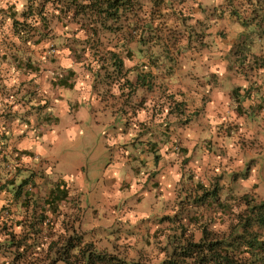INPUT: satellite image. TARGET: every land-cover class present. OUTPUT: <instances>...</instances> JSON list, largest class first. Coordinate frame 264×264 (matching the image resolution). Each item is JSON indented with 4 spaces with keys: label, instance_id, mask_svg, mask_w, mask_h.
Wrapping results in <instances>:
<instances>
[{
    "label": "rangeland",
    "instance_id": "obj_1",
    "mask_svg": "<svg viewBox=\"0 0 264 264\" xmlns=\"http://www.w3.org/2000/svg\"><path fill=\"white\" fill-rule=\"evenodd\" d=\"M222 3L223 1L220 0H139L137 4L135 3L136 7L138 4L142 6L138 13L139 20L150 24V27L144 26L142 35L144 53L140 55L136 51L142 29L140 27L134 30L131 25L133 14L128 10L125 15L127 21H121V25L116 26L117 29L121 26V30L116 35L101 34L102 45L93 53L89 50L94 46L89 49L87 44L72 41L74 36L78 40L84 36L83 31L74 33L78 26L63 28L55 25L51 37L44 39L38 45H24L13 38L12 34H8L9 22L5 24L0 22V140L35 139L42 133H47L48 129L42 126L43 123L57 120L52 111H46L48 107H52V97L57 96L52 86H55L56 79L66 75L68 70L73 72L69 79L74 86L79 85L82 90L83 88L87 91L91 90L90 101L91 97H94L96 101L99 100L101 106H109L113 114H117L114 124L118 125L121 131L114 133L113 136L116 138L124 135V127L127 131L132 129L130 136L135 140H154V136L157 140L169 142L173 133H178L174 141L177 147L173 152L174 159L172 156L164 161L161 176H157L156 173L151 174L147 177L148 186L135 193L130 192L129 186H126L125 171L112 176L111 172L115 168L110 173L105 169L106 165L110 166L108 151L103 146V138L107 130L89 117L79 128L70 127L67 139L73 140L72 149L67 154L50 151L49 156L53 155L57 160L54 164L48 160L47 154L41 158L44 162L42 166L46 169L43 171L51 173L56 179H65L70 186L67 201L61 202L59 213L50 217L53 231L47 232V229H44V234L47 232L53 240H58L60 247L63 246L64 240L66 242L70 240L80 250H92V248L101 250L110 246L114 239L120 250L122 244L133 246L128 257H125L126 264H159L165 255L171 253L172 241L168 238H172V235H183V240H188L192 236L195 240L201 237V231L193 230L191 227L183 231V234L174 233L176 222L163 221V218L176 217L185 222L188 218L199 216L201 222L204 224L208 222L207 229L210 232L222 233L228 230L230 218H220L215 213V205L210 204L208 208L206 205L199 206L193 203V196L196 193L195 184L204 185L206 190L221 186L222 191L218 193L219 200H225L228 196L237 198L242 194L251 193L257 196L259 201H264L263 179L261 181L260 178L259 180L257 177L254 178L259 184L256 185L259 188L258 192L255 186L251 191L250 186L247 187L242 183L244 182L242 175L252 172V169L249 171L246 169L252 165L251 162H248L240 176H226L223 172L231 171L235 168V164L232 160L229 163L218 160L217 155L220 157L219 155L222 154L219 153L220 149L203 154L201 148V152L193 162L192 157L182 158L180 154L176 155L178 148L179 153L184 149L182 138L185 128L190 127V121L201 108L195 106L194 94H200V88L205 85L200 80V75L193 73L205 71L215 75L218 72L210 68V70H197L196 64L203 61L211 62L212 69H216L220 64L217 62L226 58L230 46L236 51L238 40L236 41L235 37L239 24L228 17V14L219 16L213 13V9ZM11 4L21 12L25 1L0 0V8L5 9ZM70 25L68 23V26ZM123 44H126L127 49L134 48L132 51L141 58L136 59L132 57L134 55L127 57L123 54L121 47ZM83 45L87 47L85 60L76 63L70 55V50L79 52ZM259 46L264 48V41H255L252 44L255 52L259 51ZM96 50L103 53L104 50L118 52L124 63L121 73L117 74L110 68L98 71L103 56L101 53L95 56ZM8 52L16 53L18 59L2 56ZM104 56V59L108 58ZM27 58L31 60L35 70L26 69L24 62ZM136 61L142 65L139 69L140 74L155 78L149 88H137L135 83L137 73L132 71ZM216 78V76L212 77L205 84L213 87ZM127 80L132 82V87L125 83ZM57 131L49 134L50 140L56 139ZM60 133L62 135V132ZM67 133L66 131L63 135ZM229 157L233 158L232 155ZM219 161L220 166H217ZM7 162V166L12 164L10 161ZM174 164L177 169L174 171L172 167L173 173H170V167L175 166ZM200 164L202 166L196 169L195 166ZM106 172L107 174H104ZM79 178L83 180L82 186L79 184ZM21 180L22 178L18 179L17 184H20ZM109 185L113 186L112 194L103 193ZM43 194L39 193L37 201H40ZM103 201L115 204L116 209L110 211L116 213L117 218L105 216L107 210ZM91 202H94V206L92 205L90 217L98 224L91 225L89 234L92 236L87 240L82 239L86 235L82 230L86 227L81 225L78 230L74 223L81 221L82 218L88 220L86 212ZM230 204L233 209L236 208L235 211H238L237 202ZM126 205L130 207L131 214V211H136L144 215L141 216L142 219L130 218L132 221H122L119 212H126L128 210L124 209ZM27 212H31L28 214L31 215V208ZM100 222L107 223L99 224ZM19 231L20 229L18 233ZM128 238H132L130 245ZM175 243L177 240L173 244ZM142 246L146 248L145 255L138 254ZM108 258L109 256L100 251L90 259L91 264H107ZM120 261L121 259L116 257L114 262L119 264ZM60 264L86 263L85 258L78 254Z\"/></svg>",
    "mask_w": 264,
    "mask_h": 264
},
{
    "label": "trees",
    "instance_id": "obj_2",
    "mask_svg": "<svg viewBox=\"0 0 264 264\" xmlns=\"http://www.w3.org/2000/svg\"><path fill=\"white\" fill-rule=\"evenodd\" d=\"M25 5L23 11L16 10L14 5H8L6 8H0V22L5 24L10 23V32L12 37L15 38L20 44L24 45H38L51 37L55 25H60L63 28L77 27L76 31H83L84 36L82 39L72 38L74 42H82L88 45L91 53L99 46L101 47L102 41L101 34H117L121 30V26L116 28L121 21H127L126 11L128 10L133 14L131 25L134 30L141 27V34H139L137 54H142L144 47V26L150 27V24H145L144 20H139V11L141 7L135 6L139 0H24ZM154 1V0H150ZM222 4L217 5L213 9L219 16L228 14V17L234 19L239 24V30L235 37L236 51L230 46L227 56L222 61L227 62L230 71L238 76H250L257 73H264V48L259 46V51L255 52L252 44L264 41V0H220ZM224 6V7H222ZM68 16V17H67ZM69 16L71 22L69 21ZM71 25L68 26V23ZM237 29V27L235 28ZM143 32V33H142ZM6 35V34H5ZM142 39H141V38ZM141 39V40H140ZM67 43L66 40H64ZM126 44L123 47V54L127 57L132 56L140 59L141 56L135 55L134 49H127ZM125 46V48H124ZM233 50V51H232ZM105 53L96 50L95 56L101 53L103 56L99 70L112 69L117 74L121 73L124 63L120 54L114 50H104ZM144 53V52H143ZM87 54V47L81 46L79 52L70 50V55L76 63L83 62ZM16 53H4L2 56L13 57ZM92 55V54H91ZM106 55V59H104ZM30 57V56H28ZM131 57V58H132ZM95 59V57H94ZM26 69L35 70L33 63L29 58L24 62ZM218 64V62H217ZM142 65L136 61L134 70L136 71V85L138 89L149 88L152 84L153 78L151 75L140 74V67ZM219 68V66H217ZM105 71V70H104ZM97 73V72H95ZM73 72L67 71V74L60 76L56 79L53 88H72V81L69 79ZM130 87L133 86L132 82L127 80ZM45 119V117L43 118ZM43 121V120H41ZM52 123H45V126L53 125ZM106 135V134H105ZM121 136V135H120ZM5 144V143H4ZM3 144L2 151L7 150V145ZM177 149L178 154L183 157L187 156V148L180 150ZM0 169L7 170L8 166L7 154H0ZM9 155V154H8ZM20 158L18 152H13V165L12 169L17 178L18 171L27 170L20 167L17 162ZM158 162V160H156ZM252 164V161H249ZM10 164V163H9ZM246 162L244 169L247 167ZM252 166V165H251ZM251 166L246 168L248 171ZM244 171V170H243ZM154 174V173H153ZM227 174L226 176H230ZM249 175V176H248ZM35 173L27 178H23L16 187L13 197L20 202L21 212L25 218L19 221V233L15 234L10 231L7 224L4 223L0 226V264H60L65 263L71 256H83L86 264H91V257L95 253L103 252L108 258L107 264H118L115 258L121 259L119 264H126L125 257H128V249H133V246H125L120 248L117 244L112 243L110 246L100 249H77V246L68 240H64L63 246H59L58 240H53L48 231H53L51 228V218L59 212V205L61 202L67 201L68 191L60 187L59 182L57 186L43 188L39 192V186L34 180ZM244 178L243 185L248 187V182L253 181L254 178L250 173L242 175ZM15 179V178H14ZM11 180L8 185H14L15 180ZM259 179V178H258ZM29 182V183H27ZM27 183V184H26ZM29 187L27 190L23 189L26 185ZM6 186V184H4ZM25 185V186H24ZM257 189V186L254 184ZM253 184L250 185L249 190L253 191ZM196 193L193 196V203L199 206L215 205V213L221 217L230 218V225L227 232L213 233L207 229V224L201 222L199 216L188 218L185 222L174 218H163V221L176 222L174 233H181L186 231L188 227L193 230L201 231V237L197 240L192 236L190 239H182V236L172 235L168 238L172 241L171 253L165 255L159 264H260L264 262V201H259L258 197L251 195V193L242 194L240 197L234 198L228 196L225 200H219L218 193L222 191L221 186H214L212 190H206V187L200 183L195 184ZM39 193H44L37 201ZM237 202L238 211H235L232 204ZM31 208V212L27 210ZM21 215V214H20ZM162 221V220H161ZM186 223V224H184ZM7 227V228H6ZM47 229L44 234V229ZM6 229L8 230L6 232ZM6 233L3 235V233ZM54 235V234H53ZM52 235V237H53ZM83 236V235H82ZM115 238V237H114ZM174 238V239H173ZM52 239V240H50ZM84 239V236L83 238ZM50 240V241H49ZM167 240V244H168ZM177 240V243L173 244ZM87 243V242H85ZM91 245V244H90ZM113 248L117 250L108 252L106 248ZM77 249V250H76ZM141 256V255H139ZM99 257V256H98ZM109 260H112L109 262Z\"/></svg>",
    "mask_w": 264,
    "mask_h": 264
},
{
    "label": "crops",
    "instance_id": "obj_3",
    "mask_svg": "<svg viewBox=\"0 0 264 264\" xmlns=\"http://www.w3.org/2000/svg\"><path fill=\"white\" fill-rule=\"evenodd\" d=\"M218 64L219 68L216 69H212L211 62L203 61L196 64L197 70L211 69L218 72L215 75L206 73L205 71L199 73L195 71L196 73H193L195 75H200V80L204 82L205 86L200 88V94H194L195 106L201 108L200 110L198 109L199 111L196 112L197 115L190 121V127L187 129L185 128V134L183 133L184 136L182 138L184 141L183 147L187 148V156L192 157V162L201 152V148L203 154H207L210 151L212 153L216 149H220L221 152L219 150V153H224V155L221 154L219 155L220 157L217 155L218 160L227 161V163L232 160V163L235 164L234 169L223 172L225 175L231 174L240 176L246 162L252 161V172L250 176L260 178L262 181V179L264 180V73L260 72L253 76H238L230 71L227 62L221 60ZM215 76L217 78L214 80L216 82L213 87H211L212 85L205 84V82L210 81L212 77ZM83 89L84 90L80 89L79 85H73L70 89H59L56 87L53 89V92L57 96L52 97V107H48L46 111H52L57 117V120L53 125L49 126H45V123H49V121L43 123L42 126L48 129V131H46L47 133H42L41 136L35 139L0 140V154H7V160L12 162L13 165V152H18L20 158H18L17 162L20 167L27 169L18 171L17 178L12 169V165H9L7 170L0 169V226L6 223L10 231H13L15 234L18 233L19 227H17V225L19 221L25 218V215L23 212L20 213L22 209L20 202H18V200L16 201L13 195L16 187L19 186L17 180L20 178H27L31 174V171L35 173L34 180L39 186V192L43 191V188L57 186L59 182L62 183V185H60L61 188L64 186L65 189L70 192V186L65 179H56L51 173L49 174L47 171H43V169H46L42 166L44 162L41 158L44 154H47L48 160L54 164L57 160L53 155L49 156L50 151H61L67 154L73 146V140L67 139V136H69V128H79L80 125L84 124L87 117L101 124L103 129L107 130L103 138V146L106 151H108L110 166L107 167L106 165L105 169L110 173V171L115 168L113 172H111L112 176H114L115 173L118 175L121 171H125V181H127L125 183H127L126 186H129L130 192L136 193L144 186H148L147 177L153 173H156L157 176H161L163 173V162L169 160L172 156V159H174L173 152L177 148L176 145H174V141L177 139V132L173 133L169 142H167L168 140H157L154 136V140H135L130 136L132 129L127 131L124 127V135L116 138L113 136L114 133L116 134V131H121L118 125L116 126L114 124V119L117 114H113L109 106H101L99 100L96 101L94 97H91L90 101V94H92L91 90L87 91L86 88ZM151 120H153V118H151ZM154 123H156V119H154ZM59 129L61 130L59 131ZM174 129H176V127H174ZM56 130H58V136L55 137L56 139L50 140L51 135L49 134H53ZM66 131L68 133L64 136L63 133ZM60 132H62V135ZM3 144L8 147L6 151H2ZM231 155L233 157L232 159L229 157ZM156 160H158V162ZM220 161L217 166H220ZM199 166L202 165H196L195 168L198 169ZM172 167L174 171L177 169L176 165H171L170 173H173ZM218 169H220V167ZM107 172L104 174H107ZM13 179L16 181L15 184L8 185L7 183H10ZM4 184H6V186ZM79 184L81 186L83 185L82 178H79ZM248 184V186L252 184L254 186V184L257 185V182L253 179V181L248 182ZM112 187L113 186L110 185L106 186V190L103 193L112 194ZM28 188L29 187L26 185L23 189L27 190ZM256 191H259L258 187ZM103 202L107 210L105 216H111L113 219L117 218V214L110 211L114 208L116 209V206H114L115 204L109 201ZM89 205L90 207L86 212L88 220L82 218L80 219L81 221L74 223L76 226L75 228L78 230H80L79 227H81V225L86 227L82 232L86 233L84 238L87 240H90V236H92L89 234L91 225L94 226V224L97 223L90 217V214L92 215L91 210H93L92 205L94 206V202H91ZM129 208L130 207L126 205L124 209L128 210L124 213L119 212L121 213L120 218L122 221H132L130 218L142 219L141 216L144 215L138 214L136 211H131V214ZM104 223L107 222H100L99 224ZM86 229H88V232H86ZM7 231L6 229V232ZM5 234L4 232L3 235ZM0 238L3 239L2 235H0ZM131 239L132 238L127 239L129 245L131 244ZM114 241L113 239L112 243H114ZM97 244L98 243H96V245ZM107 251H116L115 254H117V250L111 247L108 248ZM130 251L132 250L128 249L127 254H129ZM145 253L146 248L142 246L138 254L145 255Z\"/></svg>",
    "mask_w": 264,
    "mask_h": 264
}]
</instances>
